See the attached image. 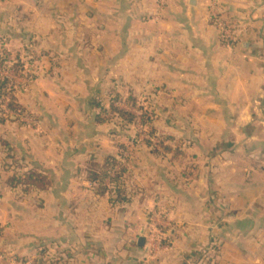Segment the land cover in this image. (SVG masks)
<instances>
[{
  "label": "crops",
  "instance_id": "crops-1",
  "mask_svg": "<svg viewBox=\"0 0 264 264\" xmlns=\"http://www.w3.org/2000/svg\"><path fill=\"white\" fill-rule=\"evenodd\" d=\"M213 14L238 19V43ZM0 42L38 65L16 95L34 122L0 117V264H188L202 251L211 264H264V183L232 166L239 144L264 159V0H0ZM111 94L202 113L185 122L199 130L179 139L193 164L176 182L151 153L121 160L92 105ZM108 156L131 164L124 203L87 179Z\"/></svg>",
  "mask_w": 264,
  "mask_h": 264
},
{
  "label": "rangeland",
  "instance_id": "rangeland-1",
  "mask_svg": "<svg viewBox=\"0 0 264 264\" xmlns=\"http://www.w3.org/2000/svg\"><path fill=\"white\" fill-rule=\"evenodd\" d=\"M236 20L238 21L237 18L235 19V21ZM0 44H3V43L0 42ZM0 48L2 47L0 46ZM1 51L2 50H0V54H1ZM35 59L36 57L33 55L30 57L20 59L21 63L24 65V70L22 72L17 71L15 68L5 69L0 66V77L1 78L9 77V78H12L14 82L18 81L19 79L21 80L20 84L24 85L21 87L20 86L17 87V85L14 86L10 82L9 84L10 89H8L5 97L0 99V109H1L0 117L1 118L8 119L9 117L10 118L12 117V120L18 119L19 123H23V124H32L34 122L33 119L27 115V113H21V111H16V112L11 111L9 108V104L11 100H14L17 103L16 95L19 93L18 91H20V89L25 90V88H28L35 81L37 77V73L35 69L38 68L37 63L34 62ZM2 71H8V72L5 73ZM10 71L15 73V74L13 73L14 77L10 76L11 75ZM29 71H32V72L30 73ZM19 76H22V77H19ZM129 97L130 96L128 94L123 95L122 100L115 103V107L120 108L134 115L135 122L133 124L124 122L116 113H113L110 110V106H109L110 99H109L108 101L109 105L107 104V108H106L108 114L101 113V118L103 120V124L105 127L104 133L109 136H112L113 139L115 140L117 154L122 152V150L119 148L120 146H125L127 154L135 153V152L145 153V154L151 153V157L153 158L154 162L155 161L160 162L158 163V166L160 169H163V173H165L166 175V172L170 171V179L176 182V179L178 178L176 170L177 168H179V165H180V168L185 167L188 169L191 166V164H193V161L191 160V158L189 157L181 158L180 155H177V153L180 154L183 151L185 152L189 151L191 149V145L193 144L189 142H181L179 139L183 140V138L187 136L193 138L194 134H196L197 131L199 130V128L196 129L195 127H185V122L188 121L189 119H196L194 121H199L200 115L202 113L193 112V111L164 112V110H162L159 105L160 102L156 103L157 97L150 98V96L149 97L141 96L140 98H138V100H136V105H132L133 103L129 101L128 99ZM98 100L99 99L95 101H98ZM95 111L100 113L99 109L97 110L95 109ZM145 113H147L148 116L150 117L148 119L146 118V122H147L146 124H144L142 121ZM181 123H184V126L180 125ZM201 129L203 132H205V134H208L210 132H216L217 130V128L212 127V126H202ZM153 132L157 136L162 135V134H167L169 136H172L174 140L169 141L168 143H166V145L168 144L170 147H172L174 152L167 154L165 152V149L161 145L160 140L155 139L153 137L152 135L154 134ZM106 145L111 146V147L113 146L112 143H107ZM220 146L221 148L220 147L219 148L223 150L224 144H221ZM233 146L234 145H232L230 149H233ZM241 147H242L241 144L235 147V155H234L235 161H234V164L232 165L234 172L241 173L245 169L252 170L254 172V176L250 177L249 179L257 183L258 182L264 183V173L260 169L261 166H264V159L263 160L257 159L258 163L256 159H252V160L246 159L242 153L243 150ZM0 157H2V153H0ZM127 167L131 168V164L129 163V166ZM7 176H12V173L8 174ZM127 178L132 179L133 175L128 176ZM242 180L244 181V179ZM253 193H256V192H253ZM261 193H263V191H261ZM157 241L161 243L162 239H158ZM203 252L204 251H202L201 253L202 256L204 254ZM210 256H208V261L211 260L212 258ZM187 261H188L187 262L188 264H201L202 263L201 256H198V255L190 258ZM205 262H207V260Z\"/></svg>",
  "mask_w": 264,
  "mask_h": 264
},
{
  "label": "trees",
  "instance_id": "trees-1",
  "mask_svg": "<svg viewBox=\"0 0 264 264\" xmlns=\"http://www.w3.org/2000/svg\"><path fill=\"white\" fill-rule=\"evenodd\" d=\"M0 66L5 69L15 68L17 71L20 72L24 70V65L21 63V60L18 57H16V59L14 60L11 59L10 53L6 50L1 51ZM9 84V80L0 77V99L4 98L7 94L8 89H10ZM122 97L123 96L119 94H111L109 96L108 101L110 99V110L113 113H116L124 122L133 124L135 122L134 115L115 107V103L121 101ZM128 99L133 103L132 105H136V99L134 97L130 96ZM92 105L94 106V108L100 110V113H98L96 116L97 120L100 122L103 121L101 118V113L108 114L103 103L100 100H93ZM9 108L11 111H21V113H24V111L21 110V108L14 100H11ZM147 116V113H145V115L143 116L142 121L144 124L147 123L146 118H150L149 116ZM5 121H12V117H9L8 119L1 118V122ZM15 121H18V119H16ZM152 135L155 139L160 140L161 145L163 146L167 154L174 152L172 147H170L168 144L166 145V143H168L169 141L174 140L172 136H169L167 134L157 136L155 133ZM119 148L122 150V152H120L119 154L122 160V157L126 152V148L125 146H120ZM180 154L177 153V155ZM121 160L117 159L114 156H108L102 164L91 163L87 169V179L95 185V190L97 194L99 196L109 194L113 203H124L127 200V182L129 181V178L127 177L129 174L127 171V167L124 163L121 162ZM25 180L29 182L31 186L40 187L41 189H43L48 183L47 177L43 174H29L25 177ZM208 256L209 255L205 253L203 254V256H201V264H211L212 261H208ZM206 260L207 262H205Z\"/></svg>",
  "mask_w": 264,
  "mask_h": 264
},
{
  "label": "built area",
  "instance_id": "built-area-1",
  "mask_svg": "<svg viewBox=\"0 0 264 264\" xmlns=\"http://www.w3.org/2000/svg\"><path fill=\"white\" fill-rule=\"evenodd\" d=\"M211 23L221 32V35L225 42L233 44V45L238 43V34L240 30L238 22H236L233 19L223 18L221 16H218L217 14H213L211 17ZM2 72L6 73L8 71H2ZM10 72L13 75L14 72L12 71ZM29 72L31 73L32 71H29ZM4 78L9 80L11 84L16 86L12 78H9V77H4ZM157 240L158 238L154 234H151V236L148 238V242L149 244H151L152 247L156 245V243L158 242Z\"/></svg>",
  "mask_w": 264,
  "mask_h": 264
},
{
  "label": "water",
  "instance_id": "water-1",
  "mask_svg": "<svg viewBox=\"0 0 264 264\" xmlns=\"http://www.w3.org/2000/svg\"><path fill=\"white\" fill-rule=\"evenodd\" d=\"M146 244V238L144 236H142L139 241H138V246L139 247H144Z\"/></svg>",
  "mask_w": 264,
  "mask_h": 264
}]
</instances>
